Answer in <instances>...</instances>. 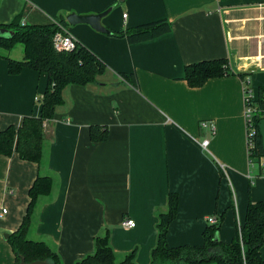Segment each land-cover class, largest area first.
I'll use <instances>...</instances> for the list:
<instances>
[{"label": "crops", "instance_id": "0c3cea01", "mask_svg": "<svg viewBox=\"0 0 264 264\" xmlns=\"http://www.w3.org/2000/svg\"><path fill=\"white\" fill-rule=\"evenodd\" d=\"M104 12L107 33L67 27L106 65L104 74L64 89L63 104L44 125L38 163L0 156V209L7 210L0 264L15 263L4 235L19 227L37 176L50 177L52 187L37 199L27 236L47 244L60 264L92 255L95 238L106 234L116 263L133 252L135 264H150L170 194L178 199L170 247L202 245L211 217L221 222L219 241L229 243L247 205L264 201V156L250 166L244 120L245 81L255 96L264 86V0H0V25ZM162 19L171 30L148 41L130 44L110 34ZM7 56L21 60L23 49ZM219 59L228 75L200 87L184 80L188 65ZM128 74L136 87L122 78ZM46 84L45 74L27 68L8 74L0 57V130L38 116L36 98ZM92 126L106 132L104 141L90 140ZM127 219L135 226L124 227ZM260 253L264 261V244Z\"/></svg>", "mask_w": 264, "mask_h": 264}, {"label": "trees", "instance_id": "16d2710c", "mask_svg": "<svg viewBox=\"0 0 264 264\" xmlns=\"http://www.w3.org/2000/svg\"><path fill=\"white\" fill-rule=\"evenodd\" d=\"M54 21L66 28L69 26L64 19ZM0 28L14 31L10 39H0V56L7 61L8 74L17 75L27 68L47 77L43 95L36 100L40 104L39 115L25 116L19 126L9 125L0 130V156L10 157L16 153L23 161L38 163L42 156L44 125L53 119L56 108L63 104L64 89L69 85L86 86L94 83L104 74L107 67L81 42L74 51H56L52 44L57 31L54 23L26 25L16 19L9 25H0ZM170 30V23L162 19L131 29L112 31L110 34L133 44L157 38ZM17 44L23 49L21 60L7 56ZM2 52L5 54L1 55ZM229 73L230 69L224 59L202 61L185 68L184 80L190 87H200L210 79ZM122 78L134 87L137 86L133 74L122 75ZM255 104L257 112L254 122L257 135L251 157L253 164H258L264 156L259 134V123L264 120V86L258 88ZM89 135L92 142H102L106 139V132L97 126L90 128ZM51 187L50 177L37 176L28 190L29 203L25 214L19 227L7 239L15 258L14 264H19L21 259L26 263L43 261L48 264H60L58 255L47 244L27 238L36 201L39 197L48 195ZM177 204V196L170 194L167 199V211L158 217L156 244L150 254V264H264L260 253L264 244V201L250 202L247 205L244 223L236 228L229 243H222L218 239L221 223L219 220L212 224L208 222L202 233V245L170 247L166 236L168 226L176 216ZM94 246V253L76 264H135L133 252L122 262H115L107 234L96 237Z\"/></svg>", "mask_w": 264, "mask_h": 264}, {"label": "built area", "instance_id": "2783aa9c", "mask_svg": "<svg viewBox=\"0 0 264 264\" xmlns=\"http://www.w3.org/2000/svg\"><path fill=\"white\" fill-rule=\"evenodd\" d=\"M126 17V14H123V18ZM53 23L57 26V31L55 32L52 44L53 48L58 52H71L74 51L79 45L80 42L78 39L69 31L68 28L57 24L55 21ZM246 87L244 88V120H245V135H246V151L248 154V159L250 166L253 167V161L251 153L255 145V136L257 135V129L255 127L254 116L257 112V106L255 104L257 96H255L253 90L250 87V81H245ZM37 100V98H36ZM201 127L208 126L206 123H202ZM211 130H214L213 125H210ZM208 141L204 140L201 143V147L206 150ZM223 169V167H221ZM7 213V210L4 208L0 209V218ZM210 224L215 223L213 217L208 219ZM122 225L127 228H132L135 226V223L131 219L125 220Z\"/></svg>", "mask_w": 264, "mask_h": 264}, {"label": "water", "instance_id": "95a60500", "mask_svg": "<svg viewBox=\"0 0 264 264\" xmlns=\"http://www.w3.org/2000/svg\"><path fill=\"white\" fill-rule=\"evenodd\" d=\"M107 12L98 14V15H87V16H79L75 14H70L66 17V21L70 26H74L77 24H88L90 25L94 30L100 31V32H105L107 33L108 31L101 27L100 25V20L103 16H105ZM14 35V31L8 30L6 28H0V39L3 40H8ZM259 134L261 136V144H262V149L264 152V120H261L259 123ZM8 235H4V239H7ZM19 264H48L47 262L43 261H33L26 263L24 262L23 259L20 260Z\"/></svg>", "mask_w": 264, "mask_h": 264}, {"label": "rangeland", "instance_id": "374dc122", "mask_svg": "<svg viewBox=\"0 0 264 264\" xmlns=\"http://www.w3.org/2000/svg\"><path fill=\"white\" fill-rule=\"evenodd\" d=\"M14 47L17 48V49H22V46H21L20 44H17V45H15ZM14 47H13V48H14ZM4 54H5L4 52L1 53V55H4ZM0 57H1V56H0ZM27 238H28L29 240H33V239L30 237V235L27 236Z\"/></svg>", "mask_w": 264, "mask_h": 264}]
</instances>
